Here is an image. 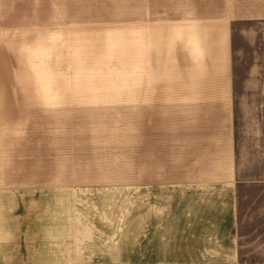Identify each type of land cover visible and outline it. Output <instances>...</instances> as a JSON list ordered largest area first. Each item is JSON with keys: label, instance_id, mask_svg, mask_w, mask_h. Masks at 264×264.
<instances>
[{"label": "rangeland", "instance_id": "obj_1", "mask_svg": "<svg viewBox=\"0 0 264 264\" xmlns=\"http://www.w3.org/2000/svg\"><path fill=\"white\" fill-rule=\"evenodd\" d=\"M178 1L0 0V264H135L145 125L224 115L198 103L214 96L164 86L175 19L214 32L223 2ZM234 31L237 169L260 182L264 21ZM263 185L239 198L236 264H264Z\"/></svg>", "mask_w": 264, "mask_h": 264}, {"label": "crops", "instance_id": "obj_2", "mask_svg": "<svg viewBox=\"0 0 264 264\" xmlns=\"http://www.w3.org/2000/svg\"><path fill=\"white\" fill-rule=\"evenodd\" d=\"M218 1L223 2L213 18L219 24L214 32H208V20L190 25L175 19L172 26L181 27V35L171 42V67L163 75L171 80L164 86L182 88L185 97L192 90L198 98L214 96L198 103L221 104L224 115L153 119L149 132L145 125L146 163L135 167L141 173L133 195L135 264H236L239 198L243 193L245 199L252 183L264 184L247 181L237 169L232 114L234 25L264 21V0ZM170 4L173 11L191 9L186 0ZM153 74L160 75L157 70ZM260 189L264 192V185Z\"/></svg>", "mask_w": 264, "mask_h": 264}]
</instances>
